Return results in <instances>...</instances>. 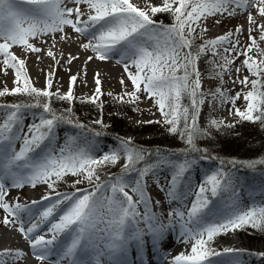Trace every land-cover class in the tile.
<instances>
[{"label":"snow or ice","instance_id":"6c2138e0","mask_svg":"<svg viewBox=\"0 0 264 264\" xmlns=\"http://www.w3.org/2000/svg\"><path fill=\"white\" fill-rule=\"evenodd\" d=\"M21 3L30 7L22 8ZM82 5H86V9ZM249 8L256 9L259 16L264 18V0H163L162 6H151L148 10L138 7L131 0H0V62L5 69L14 70V83L17 85L11 90L5 87L0 91V97L25 94L37 100L32 105H0V108L9 109L0 117V209L6 214L3 224L17 228L28 241L31 254L37 260H49L55 255L57 259L51 261V264H62L65 260L69 264H102L100 257L107 256L111 264H128L126 257L131 241H135L142 251L144 236L150 235L155 247L164 239L165 232L174 226L172 221L177 220L183 242L190 244V254L176 255L171 264H211L209 258L212 256L226 257L220 264H244V253L240 250L226 247L217 251L211 247L215 237L229 231L245 227L264 231V205L245 207L238 199H234L226 212L210 210L209 193L211 197H217L222 192L231 191L236 196L235 189L239 183L237 178L222 169L207 174L203 182L197 185L194 198L189 202L190 206L184 205L182 211H170L169 223L165 225L150 210V198L146 194L143 178L156 169L167 166L172 171L169 187L166 189L167 195L173 200H180L188 193L178 191V188L194 162L187 159L172 162L161 158L152 163L145 162L144 167L138 170L139 178L134 184H128L123 177H118L111 183H100L97 174L99 166L109 163L114 165L123 158V171H128L145 161L148 153L133 146L131 140H121L119 148L106 151L99 158L90 147L81 146L73 138H68L57 149L53 144L54 129L61 121L72 123V120L67 116L57 115L49 102H40L39 98L50 99L56 96L71 102L74 99L72 85L78 77H69L70 86L65 94H60L58 90L56 93L50 91L53 86L52 74L47 80V87L38 89L27 76L26 61L18 58L11 49L13 46H21L25 51L39 53L42 49L30 41L45 42L42 37L49 34H53L51 38L55 41L56 33L62 34L59 39L63 41L68 38L65 26H69L78 34L77 38L83 36L88 41L81 47L95 54V57L88 56L85 63L94 58L107 60L113 55L119 56L117 63L123 64L127 79L134 89L125 92L124 96L129 97V102H134L140 98L138 93L143 91L147 98L154 99L164 118L163 123L169 125V132H179L181 138L186 139L192 150L196 151V137L207 134L197 124L199 106L204 103V93L200 91V72L196 61L207 51L215 56L220 54L217 52L218 47L228 45L223 47L226 55L221 54L223 63L218 65L222 70L217 72L221 81L223 72L228 70L227 66L234 64L241 56L244 57L242 66L251 76L256 77L250 79L249 76H244L240 79L237 76L244 87L251 85L250 90L242 97L246 102L245 109L235 107L236 101L241 99V92L228 97L220 88H216L210 95L214 99L219 98L221 104L231 103L234 114L240 120L264 125V49L259 48L251 35L256 26L252 12L248 11L247 14L249 39L252 41L247 47L237 48L240 41L232 40L233 32L205 41L195 50L193 40L190 39L195 32L193 25L199 27L202 18L224 13L234 16L236 9L246 11ZM158 13H170L174 23L169 26L158 24L152 19ZM259 27L260 40L264 41V24ZM240 32L238 27L236 33ZM253 47L259 50L261 58L258 62L248 55ZM185 49L188 51H183ZM46 54L53 60L56 59L51 49ZM76 59L78 57L69 55L67 63L71 64ZM56 63L59 64L60 61L57 60ZM133 68L135 71H132ZM240 71V68L235 69L237 74ZM178 72H182V75H178ZM120 83L123 85L124 79ZM95 84V93L89 99L91 103H96L102 94L98 73ZM185 95L191 99V111L180 103ZM124 96L118 99L123 101ZM25 107H40L46 114L38 122L29 125L26 132L21 111ZM181 120L183 127H180ZM95 123L103 122L97 120ZM222 125L223 121H210V126ZM77 127L83 125L77 124ZM17 141H22L19 150L16 147ZM45 142L46 149L37 158L33 154ZM258 163L264 164V159L247 162V166L254 168ZM69 174L77 177L73 186L87 181L92 186L91 190L77 189V192L84 193L79 197L75 192H57V182ZM38 184H44L50 190L42 200L52 201L42 210L34 209L37 201L28 205L10 203L6 199L10 188H22L25 185L36 187ZM125 188H131L138 199L134 201ZM53 194L55 199L52 198ZM139 204L145 207L143 216L138 210ZM61 205L67 207L57 217L55 213ZM140 220L147 224L146 230L135 227ZM45 225L46 231L42 232ZM47 233L52 234L50 239H46ZM65 233L68 238L60 240L59 237ZM89 252L90 257L83 258V254ZM7 255L19 259L26 256V253L19 250L0 253V257ZM259 255L264 257V253ZM0 264H3L2 259Z\"/></svg>","mask_w":264,"mask_h":264},{"label":"rangeland","instance_id":"374dc122","mask_svg":"<svg viewBox=\"0 0 264 264\" xmlns=\"http://www.w3.org/2000/svg\"><path fill=\"white\" fill-rule=\"evenodd\" d=\"M162 3L163 0H154V1L149 0V2H147L144 6L140 8L144 10H148L151 6H162ZM20 6L22 8L30 7L29 5H23V4H20ZM248 11L252 12L256 20L255 30L251 33V35L255 38L256 42L259 44V48L264 49V41L260 40L261 29L259 27L260 25L264 24V18L259 16L256 9L249 8L246 11L241 9H236V15L234 16H229L227 13H224V14H216V15L208 16L206 19L202 18L199 27L193 25V27H195V32L193 33L192 37H190V39L193 40L194 50L205 41L215 39L219 36L227 34L228 32H233L232 40L239 39L240 44L237 46L238 49L247 47V45L252 43V41L249 39L248 30L250 28V25L247 20ZM161 14L163 13H158L152 16V19L159 20ZM170 21L171 22L169 24L172 25L174 23V18L172 15ZM217 21H219V23H217ZM238 27L241 29V32L239 34L236 33V29ZM65 28H69L68 30L65 31L68 37L66 38V41H69L73 44L78 43L80 40L81 42H83L82 39L84 38H82V36H79V38H77L78 34L74 32L73 34L69 33V30H71L69 26H65ZM202 29H206V31H202ZM52 35L53 34H49L48 36L42 37V40L45 42H41L40 44H38V46L49 47L50 43L53 40L51 38ZM60 35L62 34L61 33L55 34V42L60 41L59 39ZM30 42L34 43L35 40ZM223 47H228V45H224ZM223 47L217 48V52L220 54L213 56L211 51H207L205 54L201 55L199 59L196 61V66L200 72V81H201L200 91L204 93L203 96L204 103L199 106L200 112L197 120L198 127L202 130H206V132L208 131L232 132L233 135L228 137H230L232 143L239 144L241 149H248V148L251 149L254 147L259 148L260 147L259 144H261L262 142L260 138H264V125H261L259 122L254 123V122L240 120V118L234 114V108L231 103L221 104L219 98L214 99L212 95H210L211 93L215 92L216 88H220L221 91L225 92L228 97H232L235 95V93L241 92V99L236 101L235 107L244 110L246 107V102L243 100L242 97L244 93L250 90L251 85L249 84L248 87H244L242 84L239 83L237 76H239L240 79H242L244 76H249L250 79L256 78L251 76L250 73L246 69H244L241 63L244 57L241 56L239 59L235 60L234 64L227 66L228 70L223 72V81H221V79L217 75V72L222 71L218 67V65L223 63L221 59V54L226 55L225 53H223ZM11 51L12 52L17 51L21 55L24 56L26 55L27 57L32 53L30 51L23 50L21 46H13ZM183 51H188V50L185 49ZM248 55L252 56L253 59L257 60V62L261 58L259 56V50L256 47H253L252 51L249 52ZM236 68L241 69L239 74L235 72ZM6 71L10 75L9 77L10 81H7L6 78H4L0 85V91H2L5 87L11 90L12 88L17 86L14 83L15 80L14 70L8 68L6 69ZM177 74L182 75V72H178ZM6 82L8 83L6 84ZM57 90L59 91L60 94L66 93L59 87L53 88L52 90L50 89V91H52L53 93H56ZM133 90H134L133 85L130 83L127 86H125V88L118 90H110V89L104 90L101 87L102 94L99 95V98L97 99L96 103L89 102V99L95 93V90L86 93L73 91L74 99L72 101L79 102L81 106L75 107V109H78V111H71L69 113L68 109H71L70 107L66 108L64 104H62L63 106L57 105V109L62 115L67 117L72 115L70 117L73 118L74 120L72 121L73 123L71 124L59 123V125L54 129L55 132V140L53 142L54 146L57 149H59L61 146L65 144V141L68 138H73L81 146L90 147L97 158H99L106 151H111L113 149L119 148L120 144L117 141L110 140V137L104 139L101 137L103 135L91 136V133L89 132L90 130L89 127L91 128L90 124L95 125L96 127L100 128L102 132H105L103 130L109 124L106 118L111 117L108 115H112L111 118L112 125L121 124L122 126H124L121 128V133H122L121 138L123 140L137 141L140 140L141 138L142 139L149 138L153 142H155L153 143V145H160L163 149H167L170 151L171 150L179 151L186 149L187 145H189L186 142V139H182L179 132H177L176 134L169 132L168 130L169 125L163 123L164 118L161 116L160 111L158 110V106L155 104L154 99L147 98V94L141 91L140 93H138V96L140 97L138 100L134 102H129V97L124 96V93L131 92ZM109 93H111V95H109ZM20 95L22 94L5 95L3 97H0V105H8V106L13 104L26 105L25 101H21L20 99H18ZM121 96H124L123 101H120L118 99ZM185 98L189 102L188 104L191 108V99L186 95L182 97L180 103ZM121 102H125L129 107H126V109L124 110V108L120 104ZM87 104L93 105L90 111L88 107H86ZM69 105L71 104L69 103ZM26 108L27 111L22 112L23 126L25 132L27 131V127L29 125L38 122L41 116L46 115L43 112V109L39 107H37L38 110L35 108L36 111L33 109L35 112L32 109H29V107ZM8 110L9 109L7 107L0 108V117H2L6 112H8ZM129 110L130 112H128ZM213 119L217 121H223V125L220 127L210 126V121ZM97 120H102L103 123L102 124L95 123ZM149 121H151L152 123H148ZM157 121H159V123H157ZM241 122L247 123L245 124L246 125L245 131L240 130L239 127L237 130V128L235 127V125H239ZM77 124H82L83 127H77ZM225 125H233V126L228 127ZM180 127H183L182 120L180 123ZM251 128L253 131H258L260 134H256V132H250ZM201 139L203 141L202 137L197 136L194 142L197 143L201 141ZM21 143L22 141L16 142L17 150H19ZM46 145L47 142H45V145L41 146V149H37L36 153H34L33 155L39 158L42 152L46 149ZM166 157L156 156L155 161L161 158L168 159L172 162L176 161L170 159L169 156ZM192 161L194 163L191 166V170H189V172L186 173V178L182 181L178 189V191L186 192L188 193V195L186 197H181L180 200H173L171 198L165 197L164 199H162L159 208H157L158 210H154L153 208L151 209V212L155 213L156 216L159 218V220L162 221L165 225L169 223L168 213L170 211L172 210L182 211L184 210L183 209L184 205L190 206L189 202L194 198L193 193L196 191L197 185L203 182L202 176L204 174L198 173L197 175L196 173L197 171L199 172V170H201L207 175L222 169L225 172L230 173L232 176H234L237 173V171H241L235 168L224 169L225 167L222 164L219 166L216 163L207 160L198 161L195 159ZM123 165L124 164H120V160H119L114 165L109 163L99 166L97 168V174H100L101 176L106 178L104 183L102 184L114 182L115 174L120 169H123ZM195 173H196V177L191 178L190 176H192ZM171 174L172 171L167 166H162L156 169L154 173H149L147 176L143 178L145 189L152 192V194H158L162 192L161 189L166 190L169 187ZM121 177H123L128 184H134L135 181L139 178V172L137 170L131 171L129 173H125V175L123 174ZM75 179H77V177H73L71 174L67 175L64 179L57 182L56 186L58 187L56 188V191L60 193L70 194L71 190H75V189L91 190L92 186L87 181L73 186V181ZM194 183H196V186ZM192 184H194V186H192ZM263 185H264V181L255 180L253 181V184L249 185V187L251 186L253 187L252 192L247 190L240 191V193H236L237 194L236 196L228 195L225 200L224 197H226L227 193L226 194L221 193L219 195V198H222L221 201L219 200L218 196L211 197L209 193V198H210L209 207L210 209L214 208L216 212H220L221 205L223 204L225 205L226 201L232 200L233 202L234 199H238L243 206L250 207L248 205L249 203L248 198L252 195H255L254 193L261 194L264 190ZM188 186H190V188ZM10 189L13 190V192L16 195V199L14 200L13 203L19 202L22 204H26L32 199L46 195L50 191L47 189L46 185L44 184H38L36 187L25 185L22 188H10ZM125 191H127L129 195L133 197L134 201L138 199L136 194L131 191V188H125ZM83 194H84L83 192H77L76 196L79 197ZM108 194L110 195V192ZM52 198L55 199V195H53ZM51 202H52L51 200H47L43 204L33 207L34 209L42 210ZM262 203L264 205V201ZM66 207L67 205H61V207L57 210L55 215L58 217L60 214L63 213ZM138 210L141 216H143L145 211L144 205L139 204ZM5 215L6 214L2 211L1 219H0V230H4L8 235H12V236L15 235L20 240L19 244L23 249L22 251L26 253V256L19 258V260L24 262L37 261L35 256L31 254L30 245L27 243V241L24 239L21 233L15 227L11 225L6 227L3 224L2 220ZM172 223L175 226V228L179 230L181 229L180 223H178L177 220H173ZM101 226L103 227V225ZM46 227L47 226L45 225L44 228L45 231H46ZM135 227H139L140 229L146 230L147 224H145L143 220H140V222L137 225H135ZM44 230L41 231L44 232ZM259 235H260L259 233H256L255 228L245 227L236 231H229L226 234H222L215 237L214 242L211 244V247L213 249H216L217 251H220L222 248L228 245V242L231 241L230 243H233V246L231 248L240 250L241 252L244 253V257H243L244 264H258L259 261L257 259L262 257L259 254L264 253V242L259 239ZM1 246L2 243H0V248ZM89 253H85V254L89 255ZM248 253H252V255H248ZM0 259H2L3 264H18V262H13L12 260H8L9 257L6 256L0 257ZM224 259H226V257L223 256L222 257L212 256L209 258L211 264H220V262ZM5 260L7 262H5ZM51 261L53 260L49 259L45 261H40V264H51ZM62 264H69V262L65 260L62 262Z\"/></svg>","mask_w":264,"mask_h":264},{"label":"bare ground","instance_id":"6f19581e","mask_svg":"<svg viewBox=\"0 0 264 264\" xmlns=\"http://www.w3.org/2000/svg\"><path fill=\"white\" fill-rule=\"evenodd\" d=\"M131 2L136 4L138 7H142L147 2H149V0H131ZM21 4L27 5L25 3ZM69 6L74 7V5ZM81 7L83 9H86V5H82ZM68 29L69 28H65V31ZM69 33L73 34V30H69ZM82 38L84 37L82 36ZM82 41L83 42H81L80 40L78 43L73 44L69 41H66V39L57 42L52 40L49 47L42 46L40 47L42 49L41 52L31 53L28 57L26 55H21L17 51H13V53H15L18 58L24 59L26 61L25 67L27 76L30 78L32 85L38 89L47 87V80L50 74H52L51 78L53 80V86L51 90L53 88L59 87L64 92H67L70 86L69 77L72 75H77L78 77L76 83L72 85V90L76 92L86 93L89 91H94L96 89L95 79L97 73L99 74V78L101 80V87L104 90L123 89L129 83L131 84V82L127 79V73H125L124 71L123 64L117 63V60L119 59L117 55H113L107 60H99L94 58L93 60L85 63L88 56L95 57V54L91 50L83 49L81 47L82 43H87L88 41L85 38L82 39ZM40 43L41 42L39 41L34 42L36 46H38V44ZM54 43L55 47H53ZM49 49L54 52L56 57L55 60L47 56L46 53ZM69 55L76 56L78 57V59L73 60L71 64H68L67 57ZM57 60L60 61L59 64L56 63ZM0 61H2V57H0ZM132 71H135V69L133 68ZM9 77L10 75L7 73L4 65L2 64V62H0V85L4 78H6L7 81H10ZM121 79H124L123 85L120 83ZM7 83L8 82H6V84ZM146 194L150 198V210L152 208L154 210H158L157 208H159L162 199H164L165 197L169 198V196L167 195V191H162L158 194H152V192L146 190ZM43 196L32 199L26 204L31 205L32 201H37L38 203L34 206L41 205L46 202L42 200ZM6 199L9 200L10 203L14 202V200L16 199V195L13 190L9 189V196H7ZM157 201H159V203H157ZM2 211L3 210L0 209V219ZM43 230L44 229H42V231ZM180 232L181 229L179 230L175 228V226L169 228L164 234V239L155 247L153 246L151 236L145 235V242L143 244L142 251L138 248L135 241H131L128 246L126 257L128 264H171L173 258L176 255L181 253L190 254V244H186L183 242ZM46 235H48L46 236V239H50L52 234L47 233ZM64 235L65 234H63V236ZM230 242H228V245L226 247L233 246V243ZM0 243H2L0 253H4L5 251L14 253L17 250H23L19 244L20 240L18 239V237L15 235H8L4 230H0ZM6 257H9L8 260L18 262V264H40L39 260L24 262L19 259L13 258V256L11 255H7ZM101 261L102 264H111L108 263V261L110 260L107 256H102ZM5 262L7 261L5 260Z\"/></svg>","mask_w":264,"mask_h":264},{"label":"trees","instance_id":"16d2710c","mask_svg":"<svg viewBox=\"0 0 264 264\" xmlns=\"http://www.w3.org/2000/svg\"><path fill=\"white\" fill-rule=\"evenodd\" d=\"M166 14V15H165ZM159 20H156L159 23H162L165 26L170 25L169 23L171 22V14L170 13H163L160 15ZM194 50V48H193ZM18 99H20L21 101H25L26 105H32L35 104L37 102L36 99H34L33 97H30L28 95L22 94L18 97ZM40 102H49L51 107L53 108V110L57 113V115H62L58 109H57V105L63 106L62 104H64V106L70 107L71 111H78V109H75V107H80L81 105L79 104V102L76 101H71L68 102L66 100L63 99H58L56 98V96L51 97L50 99L44 98V97H40L39 98ZM69 103L71 105H69ZM182 105L185 107H188L190 110V106H189V102L187 101V99H183L182 100ZM121 106L124 108V110L126 109L127 104L125 102H121L120 103ZM85 105V104H84ZM86 107H88L89 111L91 110V107H93L92 104H87ZM40 108V107H39ZM42 109V108H41ZM84 110V109H82ZM128 110V109H127ZM130 112V110L128 111ZM72 116V115H70ZM69 116V118L73 121L74 119L71 118ZM111 117H107V121H108V125L104 128L102 132V130H100V128L96 127L95 125L90 124L91 128L89 127V129L92 132H96V133H105L107 135H111V136H115V137H121V128L124 127L121 124L120 125H112V115H108ZM111 122V123H110ZM247 123L245 122H241L239 125H235V127L238 130V127L240 130H244L246 129V125ZM258 124V123H256ZM145 131V130H144ZM250 132H256V134H260L258 131H253L252 128L250 129ZM233 135L232 132H226V131H211V132H207L206 135H200V137L203 138V141L201 139V141L195 143L196 146V151L192 150V147L190 145H187L186 149L184 150H167V149H163L160 145H153V142L151 139L149 138H141L140 140L134 141L131 140L132 145L135 146L138 149H143L145 150L146 153H148V155H146L145 157V161L140 162L139 164L136 165V168H139L141 166H143L145 164V162H150L151 158L159 153H169L170 155H185V156H204L207 157L209 159L215 160L217 162H219L220 164H222L224 167L227 168H240V169H244V170H249V169H255V168H263L264 169V164H256V166L254 168H249L247 166V162H255V161H259L264 159V138H260L262 140L261 144H259V148H248V149H241L239 144L236 143H232L230 137ZM223 162V163H222ZM234 162V163H233ZM121 163V160H120ZM99 177H102L100 174H98ZM58 186H56L57 188ZM256 233H259V239L261 241L264 242V231L256 229ZM259 264H264V257L261 258Z\"/></svg>","mask_w":264,"mask_h":264}]
</instances>
